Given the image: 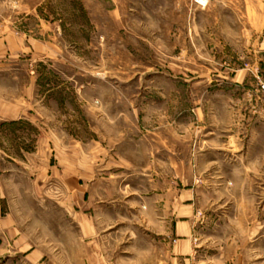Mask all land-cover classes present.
<instances>
[{"label": "rangeland", "instance_id": "1", "mask_svg": "<svg viewBox=\"0 0 264 264\" xmlns=\"http://www.w3.org/2000/svg\"><path fill=\"white\" fill-rule=\"evenodd\" d=\"M245 6L238 0H206L204 6L193 0H122L114 6L102 0H48L45 14L59 19L64 31L59 62L34 69L36 125L52 138L86 142L102 140L108 125L109 134L146 125L153 110L168 119L171 109L183 126L187 110L224 108L221 98L203 93L227 90V81L241 70L244 84L230 93L248 92L251 102L264 107V95L254 92L264 83V0L251 5L256 17L251 25L257 26L251 38L240 34L249 26ZM204 42L210 43L205 50ZM263 117L261 111L246 113L244 119H258V131L250 147L235 151L240 162L233 163V150H224L218 157L211 154L214 163L194 169L202 173L197 184L203 189L196 196V234L187 260L170 263L166 246L153 245L150 235L128 221L129 213H122V221L97 244L98 264H264ZM209 119L217 127L232 122L240 128L234 112ZM38 128L14 135L34 139ZM9 135L1 132L0 140L12 139ZM48 222L53 226L51 218ZM72 250L65 243L64 258Z\"/></svg>", "mask_w": 264, "mask_h": 264}, {"label": "crops", "instance_id": "2", "mask_svg": "<svg viewBox=\"0 0 264 264\" xmlns=\"http://www.w3.org/2000/svg\"><path fill=\"white\" fill-rule=\"evenodd\" d=\"M47 1L0 0V133L8 131L12 138L0 140V264L61 259L98 264L97 244L122 221V213H129L128 221L150 235L153 245L166 246L170 263L187 260L196 234V196L203 189L197 184L202 173L195 171L214 163L211 154L218 157L224 150H233V163L240 162L235 151L250 147L258 131V119H244L246 113L264 116L263 105L251 102L248 92L230 93L244 84L241 70L227 81V90L203 93L221 98L224 108L187 110L183 126L175 110L161 120L158 109L146 125L137 123L134 129L120 127L109 134L108 125L102 140L52 138L32 116L34 69L59 62L64 31L59 19L45 14ZM102 1L114 6L122 0ZM238 1L249 5V26L240 34L251 38L257 35L256 23L251 25L256 20L251 5L257 0ZM221 112L237 113L240 128L211 122L209 115ZM261 122L259 133L264 134V117ZM33 127H39L34 139L14 135ZM215 178L221 179L219 173ZM50 218L53 226H48ZM65 243L73 245L68 258Z\"/></svg>", "mask_w": 264, "mask_h": 264}, {"label": "built area", "instance_id": "3", "mask_svg": "<svg viewBox=\"0 0 264 264\" xmlns=\"http://www.w3.org/2000/svg\"><path fill=\"white\" fill-rule=\"evenodd\" d=\"M193 2L199 6H204L206 4V0H203L202 3H200L199 0H193ZM254 92L257 94H263L264 95V83L258 82L257 88L254 90Z\"/></svg>", "mask_w": 264, "mask_h": 264}]
</instances>
